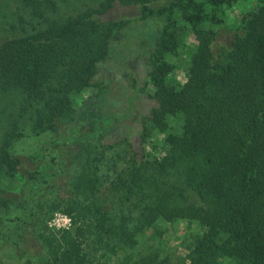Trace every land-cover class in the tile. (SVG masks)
<instances>
[{
    "label": "trees",
    "instance_id": "16d2710c",
    "mask_svg": "<svg viewBox=\"0 0 264 264\" xmlns=\"http://www.w3.org/2000/svg\"><path fill=\"white\" fill-rule=\"evenodd\" d=\"M238 1L102 0L53 20L61 0H0V99L12 104L13 94L22 96L17 113L0 111V244L19 250L22 264H88L86 248L99 253L100 264L118 256L117 264H172L159 242L165 226L181 222L202 233L179 264H264V0L232 25L228 46L216 44ZM115 3L137 15L118 14ZM149 17L162 19L158 33L136 57L126 52L125 68L112 79L113 54L129 51L124 32ZM186 51L178 83L176 59ZM113 86L132 111L135 96L155 103L135 115L139 151L125 119L105 124L118 116ZM88 89L95 91L80 108L81 128L94 143L77 153L80 169L69 175L67 197L45 211L43 189L62 170L58 151L81 144L74 97ZM65 128L72 135L58 138ZM30 136L48 139L29 164L17 145ZM154 136L162 147L145 152ZM116 148L121 154L109 155ZM8 179L18 181L9 193L2 187ZM59 211L73 220L71 229H48L44 221L28 229L30 220ZM144 235L155 248H144Z\"/></svg>",
    "mask_w": 264,
    "mask_h": 264
},
{
    "label": "rangeland",
    "instance_id": "374dc122",
    "mask_svg": "<svg viewBox=\"0 0 264 264\" xmlns=\"http://www.w3.org/2000/svg\"><path fill=\"white\" fill-rule=\"evenodd\" d=\"M58 1V0H57ZM60 1V0H59ZM102 0H61L60 5L61 9L59 8L54 15L50 14V18L53 20L56 19H62V17L65 16H75L78 13H83V11L91 10L96 7H98L99 2ZM258 3V0H239L227 13L225 17L226 26L221 27L217 30V36H216V44L228 46L230 42L232 41L235 32L232 29V25L236 24L237 21L240 19L242 15H244L248 10H252L256 4ZM115 11L119 12L118 14H121L122 16H127L129 18H134L137 15L136 9L133 7H123L118 3L114 4ZM52 15V16H51ZM101 20L106 19L107 17L101 16L99 17ZM41 25L43 28L47 26V18H44L41 21ZM162 26V19L156 18V17H149L144 20H140L134 24L129 25V27L124 32V35L126 36L125 44L129 47V51H124L123 47L121 46L120 49L116 52L114 55L113 53V60L110 62V67L107 69L108 75H111V78L114 79L116 76L115 70H120L122 68H125L123 64L124 55L126 52H130L131 56L134 58L139 54L138 51L139 48L142 47L144 42L146 41L149 45L151 40L155 38V35L158 33L160 27ZM123 35V34H122ZM192 42L190 39L188 40L187 44V50L192 46ZM188 51L182 52V55L176 59V64L178 66V69L176 70L175 79L178 83H183L185 79V71L188 65ZM102 63L100 64V66ZM113 74V76H112ZM117 78V77H116ZM120 78H118L119 80ZM102 80V76L98 75L95 81ZM117 80V79H116ZM108 84V80L105 81V86ZM145 89L148 93L152 94L153 90L150 85H145ZM95 90L94 89H88L80 93L79 95H76L74 97V106L79 112L78 118L74 124V128L76 129H82L81 130V137L79 138V144L80 146H76L71 149H67L65 151L59 150L58 160L61 162L62 170L58 174L57 178L54 180V182H50V185L46 186L42 193V200L45 203V211H48L52 204L54 203L56 197H59L60 199L67 197V191H68V184L71 181V178L69 175H74L79 169V158L76 157L77 153L81 152L83 150L82 147H92V144L94 143V135L90 134L87 130V128H81L83 123L86 121V115L84 113H81L80 110L81 106L86 103V101H89V95L93 94ZM117 91L116 87L113 86L112 91L110 93L109 99L112 100L114 98L117 100L118 104L116 107H114V111L118 114H112L110 117L111 119H106L105 124L111 125L112 122L115 120H124V123L130 126L131 133H132V142L135 146V150L139 151L140 147L138 146V140L139 138L136 137L137 130L140 128V118L139 123L137 121V118L135 115H142L143 112H145V108L152 107L155 105L153 101L150 100H143L139 98L138 96H135V109L132 111V109L127 108L128 105L126 104V101L124 98L117 99ZM125 89L122 87L119 96H123ZM105 94H108L105 90ZM128 95H133L129 93ZM13 102L12 104H9L8 99H0V111L7 109L6 113L8 112H16V108H18V101L22 98L21 95L13 94L12 95ZM102 97H105L102 95ZM102 100V99H100ZM127 103L130 104L132 101L131 97H126ZM28 113H30L28 111ZM138 115V116H139ZM27 115L23 114V117H26ZM142 120V119H141ZM145 120V119H144ZM25 121V120H24ZM26 122V121H25ZM27 123V122H26ZM4 124V117L0 116V130H2L1 126ZM28 125V124H27ZM74 130V129H73ZM73 130L71 128H65L61 130V133L58 138H65L70 137L73 133ZM72 131V132H71ZM71 133V134H70ZM30 134V133H29ZM74 137V136H73ZM48 139L47 136H39V137H33L30 136L28 139H25L24 141L18 143L17 145V151L20 155H23L25 162L29 163L28 160L31 159L34 155H36L40 148L42 147V143ZM161 137H153L148 145L145 146V152H151L150 146L157 145L158 148L162 147ZM78 142V143H79ZM54 152V151H53ZM121 150L116 148L114 152L110 153L109 155L113 156L118 154H121ZM107 155V157H109ZM129 160L128 156L124 157L122 159H117L116 165L118 168L124 167L126 165V162ZM2 187L6 189L7 193L9 191H15L18 187V181L16 179H8L4 180ZM58 198V200H59ZM58 202V201H56ZM44 211V210H43ZM46 223V226L48 229L53 230H61V229H71L73 227V220L68 216L67 214L59 211L54 212L53 214H49L48 216H45V219L42 220L41 218H37L34 221H29L28 223V229L31 228L37 229L38 226L40 227V223ZM33 222V223H32ZM202 233V229L200 226L196 224H187L185 222L176 223L172 225L165 226V232L163 234V237L161 239L160 243V251L161 254L164 257H167L172 264H179L180 260L185 255V248L188 245H191L198 234ZM140 241L144 242V248H150V247H156L155 241H152L151 238L148 235H144L143 238H140ZM150 246V247H149ZM143 248V249H144ZM153 248V249H154ZM21 251V250H20ZM86 253L88 255V264H100V258L99 253H95V251H92L91 248H86ZM20 252L14 250L10 245L8 244H0V264H22L23 259L18 255ZM118 257L112 258L110 261H108L106 264H117L118 263Z\"/></svg>",
    "mask_w": 264,
    "mask_h": 264
}]
</instances>
